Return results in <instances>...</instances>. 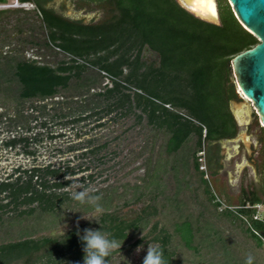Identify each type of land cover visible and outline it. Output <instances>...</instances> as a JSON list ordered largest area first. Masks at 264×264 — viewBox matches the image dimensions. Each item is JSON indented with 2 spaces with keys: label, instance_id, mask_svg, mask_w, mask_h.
<instances>
[{
  "label": "trees",
  "instance_id": "1",
  "mask_svg": "<svg viewBox=\"0 0 264 264\" xmlns=\"http://www.w3.org/2000/svg\"><path fill=\"white\" fill-rule=\"evenodd\" d=\"M112 4L113 16L94 25L69 23L43 8L36 11L34 14L46 29V38L41 41L33 35L30 41L50 51H60L68 58L51 65L0 54V97L16 100L19 105L26 100L89 94L84 101L70 97L68 103H75L70 106L72 111H78L70 121L77 122L92 115L99 119L113 113L112 119L131 115L140 124L145 117L152 129L161 132L165 151L163 163L158 166H162V170L158 168L160 172L148 174V184L143 186L144 189L147 185L153 186L149 201L133 215L123 216L118 212V202L114 201L115 192L95 190L91 194L100 197L102 205V212L96 217L58 234L34 236L33 226L25 228L15 239L0 242V264H84V242L80 236L85 229L110 233V238L121 244L120 249L107 258L108 264L118 252L144 241L163 249L166 264H177L172 248L175 236L199 255L203 246L212 243L213 232L218 233L204 230L201 213L192 218V214L178 211V192H174V197L163 194L158 184L159 173L170 166L177 176L179 168L186 173L191 166L207 204L214 209L221 205L222 201L204 177L205 172L199 169L196 153L203 150L205 141L232 134L234 119L228 109L230 60L258 40L240 24L227 0H217L219 25L192 16L175 0H113ZM12 13L17 10L0 9L1 41L7 38L4 25L10 22ZM25 20L15 15L16 30L20 34L26 26ZM144 48L156 54L157 63L142 59ZM103 78H108L109 83L90 92ZM84 111L88 112L82 115ZM107 145L108 142L93 144L83 154L94 157ZM76 167L32 166L14 178L1 180L0 225L3 221H28L30 225L54 227L63 218L93 210L87 204L72 200V192L64 190L70 184L64 175L74 174L79 170V166ZM181 182L182 179H177L176 185L179 187ZM131 187L130 200L124 198V194L117 195L115 200L122 197L125 204L139 201L144 191L139 190L137 183ZM263 193L264 179L259 190L244 194L237 205L226 204L216 213L251 237L258 247L264 238V211L261 217H254V205H264ZM161 194L160 202L156 198ZM166 203L176 211L171 220L172 228L157 218L158 212L167 208ZM9 212V216L3 217ZM137 234L139 236L129 242ZM146 254L147 251L134 264H143ZM224 256V262L231 264L227 252Z\"/></svg>",
  "mask_w": 264,
  "mask_h": 264
},
{
  "label": "rangeland",
  "instance_id": "2",
  "mask_svg": "<svg viewBox=\"0 0 264 264\" xmlns=\"http://www.w3.org/2000/svg\"><path fill=\"white\" fill-rule=\"evenodd\" d=\"M6 2L12 3V0H6ZM114 11L113 5L104 0L94 9H90V16H97L100 20H104L110 17ZM15 15L26 18L24 23L26 26H23L24 31L21 34L16 31ZM9 16L10 22L4 25L7 33L4 36L7 38L5 41L0 40V54L9 52L8 54L34 59L40 63L47 62L51 65H55L59 59L68 58V55L60 51H50L42 45L39 47L37 44L26 43L22 40V38L33 37V35L41 41L44 37L46 38V29L43 25L41 26V21L35 14L17 12ZM142 59L146 62L157 63L156 54L147 48L142 51ZM106 82L107 79L103 78L101 83L97 84L96 88L91 89L90 92L98 90ZM88 95H81V97L76 94L73 97L58 95L33 102L26 100L19 105L15 103L16 100H5L0 97V181L14 178L21 174L22 170L32 166L43 167L51 164L54 167L69 166L76 169V166H79V170L75 169L74 174L64 175V179L70 180V184L65 186L64 190L75 192L86 189L90 193L95 190H101L102 193L115 192L112 195H115L114 201L118 202L120 206L118 212L123 216H131L149 201V196L152 194V185L143 188L150 179L148 174L160 172L158 168L162 170V166H158L163 163V158H165L163 136L161 132L152 129L147 124L145 117L140 124L131 115L112 119L113 113L99 119L92 115L77 122L70 121L73 116L78 114L77 110L72 111L73 109L70 107L71 105L75 106V103H68L70 97L73 100L84 101ZM215 98L219 97L216 95ZM35 105L38 107H34ZM228 109L232 113L229 103ZM249 111L252 115L250 125H244V120H241L246 116L240 118V122L242 130L246 128L252 141L256 142L257 151L254 154V161L258 168L254 167L253 170L247 171L243 166H240L239 169L229 170L227 175H211L205 169L202 159L203 151L196 153L199 169L206 171L204 177L207 178L215 196L222 201L216 209L207 204L202 187L198 182V176L195 175L191 166L186 173L179 168L177 176H174L170 166L166 167V170H163L164 172L162 171L161 174L159 173L158 184L161 186L162 193L172 196L175 194L174 192H178L176 198L179 201V212L192 214V218L201 213L203 217L200 222L204 230L218 231L216 235L213 232L215 238H211L212 243L203 246L199 255L194 253L193 249L185 247L175 236L172 240V248L175 251L177 264H218L222 262L226 264L224 262L225 252L231 257V264H245L249 254L254 256V264H264V238L262 245L258 247L251 237L244 234L238 227L232 226L222 215L216 214L226 204L233 207L239 203L243 196L241 190L245 191V194L248 193L241 187L248 190H251L254 184L260 187L264 179V141L261 140L264 137V132L261 131L258 116L251 105ZM60 112L64 115L60 116ZM87 112H82V115ZM12 139L16 141L12 142ZM103 142H108V145L101 148L94 157L90 154H83L93 144ZM231 155H228L229 160ZM238 156L239 154L234 157L238 158ZM190 159L189 161H191ZM89 174L92 176L91 178L88 176ZM177 179L183 181L179 187L176 185ZM134 183L140 185L139 190L144 191V196L136 202L122 203L124 198L130 200L133 191L131 186ZM121 194H124L125 197L115 200V197ZM163 194L156 200L161 202ZM1 196L3 194H0ZM246 205H249L248 202ZM166 207L158 212L157 218L172 228L171 220L174 219L176 211H174L175 208L170 207L169 203H166ZM255 209L254 217H261L264 205L258 203ZM10 214L9 212L3 217ZM97 214L94 209L82 212L79 216L61 219L54 227H45L43 224L37 226L34 223L30 225L28 221L27 223L26 221L19 223L3 221L0 225V242L15 239L25 228L29 229L32 226L34 228L32 235L34 236L62 233L75 224L92 220ZM84 215L89 219L84 218ZM138 236V234L133 236L129 242L134 241ZM144 242L118 252L112 258L111 264L136 263L151 245L147 241ZM138 247L140 248L139 252H137Z\"/></svg>",
  "mask_w": 264,
  "mask_h": 264
},
{
  "label": "flooded vegetation",
  "instance_id": "3",
  "mask_svg": "<svg viewBox=\"0 0 264 264\" xmlns=\"http://www.w3.org/2000/svg\"><path fill=\"white\" fill-rule=\"evenodd\" d=\"M102 1L104 0H27L25 1L29 4L27 7L16 5L7 6L0 9H15L18 13L24 12L27 14H34L36 11L38 12L39 9L43 8L49 11L51 14L69 23H73L76 25H94L99 24L113 16L111 15L104 20H100L97 16H90V9H94ZM105 1L113 5V0ZM18 2L22 1L18 0ZM5 4L8 5L11 3L7 2ZM24 39H26V43L36 45V43L30 41V39H32L31 36H28ZM37 46L40 47V45L38 44ZM5 53L8 54L9 52H4L3 54ZM106 79L109 83L108 78ZM229 84L230 88L228 89V93H230V97L228 98V103L229 106L232 107L231 114L234 119L233 132L229 135H224L205 141V145L202 150V159L205 169L210 172L211 175H227V172L229 170L233 171V169H239L240 166H243V168L247 171H249V169L253 170L254 167L258 168L257 163H255L254 161V154L257 151L256 142L252 141L250 134L248 133V130L246 128L242 130L240 122V118H242L243 116H246L245 119H241L244 120V125L248 126L252 122V115L249 111L250 105L249 103L246 104L240 97L241 93L236 92L235 85L233 80L231 79V76L229 77ZM260 128L261 131L264 132V129L262 127ZM261 140L264 141V137H262ZM237 142L239 143L237 144ZM235 146H238V148H235ZM229 154H232L230 160L228 159ZM237 154H239L238 158L234 157ZM260 187H258L257 184H254L251 190L242 187L241 189H246L249 193L252 190H259ZM241 193H243L244 195L245 191L241 190Z\"/></svg>",
  "mask_w": 264,
  "mask_h": 264
},
{
  "label": "water",
  "instance_id": "4",
  "mask_svg": "<svg viewBox=\"0 0 264 264\" xmlns=\"http://www.w3.org/2000/svg\"><path fill=\"white\" fill-rule=\"evenodd\" d=\"M192 16L219 25L217 0L214 11L203 10L199 0H175ZM231 10L240 24L252 33L258 42L234 55L230 60L231 79L236 92L255 110L260 127L264 129V0H228Z\"/></svg>",
  "mask_w": 264,
  "mask_h": 264
},
{
  "label": "clouds",
  "instance_id": "5",
  "mask_svg": "<svg viewBox=\"0 0 264 264\" xmlns=\"http://www.w3.org/2000/svg\"><path fill=\"white\" fill-rule=\"evenodd\" d=\"M71 199L81 205L91 206L97 213L102 212V205L99 203L100 197L92 195L88 190L75 191L71 193ZM84 218L89 219L84 215ZM110 233L100 230L85 229L80 240L84 242V264H108L107 258L117 249L119 244L114 238H110ZM140 248H137V252ZM254 256L249 254L245 264H254ZM143 264H166L163 249L156 245H149L147 254L143 259Z\"/></svg>",
  "mask_w": 264,
  "mask_h": 264
},
{
  "label": "bare ground",
  "instance_id": "6",
  "mask_svg": "<svg viewBox=\"0 0 264 264\" xmlns=\"http://www.w3.org/2000/svg\"><path fill=\"white\" fill-rule=\"evenodd\" d=\"M200 2V6H202L201 8H203V10L206 9V11H210L211 13H213L214 11V2H212V0H199ZM7 3L6 1L0 2V4H5ZM9 5V4H8ZM14 5H20V6H25L27 7L29 4L27 2H17ZM13 4H10V6H14Z\"/></svg>",
  "mask_w": 264,
  "mask_h": 264
},
{
  "label": "built area",
  "instance_id": "7",
  "mask_svg": "<svg viewBox=\"0 0 264 264\" xmlns=\"http://www.w3.org/2000/svg\"><path fill=\"white\" fill-rule=\"evenodd\" d=\"M18 2V0H13V2L11 3V4H16ZM7 6H10V4L9 5H6V4H0V8H5V7H7ZM14 6H16V5H14ZM258 204V203H257ZM257 204H255L254 206H256Z\"/></svg>",
  "mask_w": 264,
  "mask_h": 264
}]
</instances>
